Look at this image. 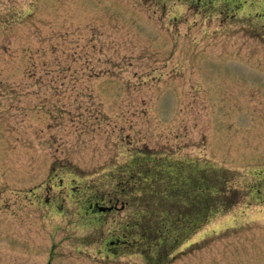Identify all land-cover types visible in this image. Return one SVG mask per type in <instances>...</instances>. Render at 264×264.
<instances>
[{
  "label": "rangeland",
  "instance_id": "1",
  "mask_svg": "<svg viewBox=\"0 0 264 264\" xmlns=\"http://www.w3.org/2000/svg\"><path fill=\"white\" fill-rule=\"evenodd\" d=\"M0 264H264V0H0Z\"/></svg>",
  "mask_w": 264,
  "mask_h": 264
}]
</instances>
